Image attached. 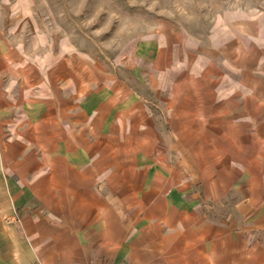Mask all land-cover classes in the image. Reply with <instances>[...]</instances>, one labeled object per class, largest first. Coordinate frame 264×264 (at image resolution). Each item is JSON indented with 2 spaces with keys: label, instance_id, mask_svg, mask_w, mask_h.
Masks as SVG:
<instances>
[{
  "label": "crops",
  "instance_id": "obj_1",
  "mask_svg": "<svg viewBox=\"0 0 264 264\" xmlns=\"http://www.w3.org/2000/svg\"><path fill=\"white\" fill-rule=\"evenodd\" d=\"M77 67L31 57L0 34V264H264L254 127L246 149L230 139L224 151L211 139L219 126L207 135L173 120L164 140L126 81L90 92ZM185 103L176 111L170 95L168 114L198 113ZM229 157L239 167L224 166ZM194 179L214 201L229 195L223 179L239 182L242 217L200 215Z\"/></svg>",
  "mask_w": 264,
  "mask_h": 264
},
{
  "label": "rangeland",
  "instance_id": "obj_2",
  "mask_svg": "<svg viewBox=\"0 0 264 264\" xmlns=\"http://www.w3.org/2000/svg\"><path fill=\"white\" fill-rule=\"evenodd\" d=\"M0 34L31 57L77 64L90 92L126 81L164 140L173 120L207 126V135L219 126L211 139L224 151L230 139L246 149L253 126L254 149H264V0H0ZM170 95L176 111L191 101L198 113L170 116ZM228 160L224 166L239 167ZM202 182L192 184L200 215L242 217L248 199L239 182L223 179L229 195L221 201L206 199Z\"/></svg>",
  "mask_w": 264,
  "mask_h": 264
},
{
  "label": "built area",
  "instance_id": "obj_3",
  "mask_svg": "<svg viewBox=\"0 0 264 264\" xmlns=\"http://www.w3.org/2000/svg\"><path fill=\"white\" fill-rule=\"evenodd\" d=\"M10 223L14 224H20V220L17 217H14L13 219H8Z\"/></svg>",
  "mask_w": 264,
  "mask_h": 264
}]
</instances>
